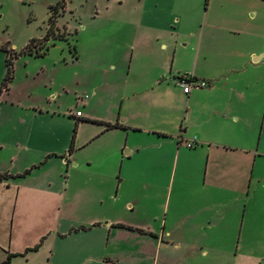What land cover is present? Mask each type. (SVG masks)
I'll return each mask as SVG.
<instances>
[{"label":"crops","instance_id":"1","mask_svg":"<svg viewBox=\"0 0 264 264\" xmlns=\"http://www.w3.org/2000/svg\"><path fill=\"white\" fill-rule=\"evenodd\" d=\"M93 1L91 18L115 31L79 40L74 50V63L89 64L81 66V115L71 116L77 132L15 131L14 161L23 151L36 155L0 167L7 174L0 179V264L8 257L7 264H134L156 252L161 264H229L230 251L221 249L231 248L232 213L241 231L248 201L256 200L251 187H264V10L249 16L264 0H205L212 15L194 31L191 0ZM234 2L241 11L230 16ZM66 5L57 32L68 31L59 23ZM102 39L120 41L106 65ZM183 74L208 85L186 94ZM42 84L43 98L22 121L63 119L60 104L44 106L69 93V81L57 89L52 79ZM93 144V158L75 160L77 146ZM161 175L170 179L168 196L157 192L166 189ZM164 210L172 221L160 227Z\"/></svg>","mask_w":264,"mask_h":264},{"label":"rangeland","instance_id":"2","mask_svg":"<svg viewBox=\"0 0 264 264\" xmlns=\"http://www.w3.org/2000/svg\"><path fill=\"white\" fill-rule=\"evenodd\" d=\"M57 1L59 0H0V167H13L14 163L21 165V162L28 157V154L30 156L36 155L34 152L27 154L23 151L19 155L18 160L14 161L12 155L17 151V147L19 146L17 143H20L13 138L15 131H27L30 129L39 131L61 130L70 133L71 136L75 134V131L77 132L74 124L75 119L71 116L76 112L81 97L85 95L87 84L84 81L85 70L83 68L89 64L88 62H82L81 65L77 62L74 63V50L77 46L80 48L79 40L82 42L83 39L86 44L87 40L85 39H88V36L96 35L98 32L99 34L106 33L110 35L111 32L115 31L110 23L104 24L102 17L91 18L93 0H66V13L60 17L59 23L61 25L63 23L64 25H68V31L66 33H64L65 30L58 31L59 33H63L66 39L50 37L46 42L48 49L44 56L22 53L23 48L32 39L42 38L45 35L49 13L52 11L48 9L47 3ZM191 3L193 6V16L196 18L195 24L192 25L194 31L204 22V19L212 15V7L208 11L209 2L205 4V0H191ZM238 6L236 2L230 4L226 13H229L230 16H236V12L238 10L241 11ZM254 9L260 13L261 9L264 10V4L262 6H252V9L249 11L251 18H256ZM60 13L63 14L62 11ZM83 25H86L84 31ZM185 27L183 26V28ZM120 30L125 31L122 27L118 28L117 31ZM102 40L100 42L102 45L99 48L103 50V62L105 64L111 57L110 53L116 51L119 47L120 41ZM38 44L34 42L32 50L38 48ZM82 52L85 53L84 51ZM7 74L10 77L6 80ZM43 79L44 81L52 79L55 82V89L58 88L57 84L62 80L69 81V93H63L59 97L61 100H57L53 105L44 106V109L57 111L58 104H60V112L65 115L63 119L60 118L49 125L32 122L29 120L31 116H28L27 121L24 122L20 116L24 117L33 112L30 109L31 103L38 97L43 98ZM80 106V110L83 109L82 105ZM21 145L24 144L21 143ZM43 145H46V141L40 140L38 146ZM77 147L73 155L75 160L79 161H84L89 156L93 158L97 151V147H94V144L87 150L80 148V146ZM262 160V172L264 174V159ZM161 176L163 180L161 185H166V189L162 187L157 192L168 196L171 191L170 179H167L168 176L165 179H163L164 175ZM174 191L175 188L173 189ZM250 192L256 194V200H254V197L251 199V196L250 199L252 201L250 204L248 201L249 206L242 230L240 231V228L235 227V215L232 213L230 220L231 229L228 234L229 239H226V241L231 243V248L225 247V249H221V251H230L231 261L229 264H251L254 263L253 259H256V255H261L262 258L256 259L254 264H264V239L263 244H258V247H256V242L262 240L260 234L263 231L261 230H264L260 224L261 220L264 221V201L260 200L261 196L264 197V187H259L257 190L253 186ZM158 215L161 222L160 227H162L165 219L167 222L172 221L171 210L169 213L164 210L158 213ZM149 221L152 227L155 228L158 222L153 221L152 217H150ZM175 235L180 237L182 233ZM187 236L191 238L190 234H187ZM213 237L216 241L218 239L221 240L219 233H215ZM237 242L239 243L237 244ZM221 262L222 260L218 258L213 264H223ZM134 264H161V256L159 258L158 252H156L150 261L141 259L136 260Z\"/></svg>","mask_w":264,"mask_h":264},{"label":"trees","instance_id":"3","mask_svg":"<svg viewBox=\"0 0 264 264\" xmlns=\"http://www.w3.org/2000/svg\"><path fill=\"white\" fill-rule=\"evenodd\" d=\"M64 6V0L57 2L55 5H51L49 7L51 13L48 18V25L45 35L42 38H36L32 39L21 51L22 53H28V54H34L36 56H41L43 53L48 49L46 42L49 40L50 37L59 38V39H66L65 35L63 33H59L56 30V17L59 13V9H61ZM39 43L38 48L35 50H32L33 43ZM9 64V61H8ZM9 74H7L6 80L9 79ZM5 83V82H4ZM3 83V84H4ZM110 127H115L117 125H109ZM29 171V170H28ZM26 171V173L28 172ZM7 176V174H0V179L2 177ZM10 257L4 262V264H7L9 262Z\"/></svg>","mask_w":264,"mask_h":264},{"label":"built area","instance_id":"4","mask_svg":"<svg viewBox=\"0 0 264 264\" xmlns=\"http://www.w3.org/2000/svg\"><path fill=\"white\" fill-rule=\"evenodd\" d=\"M178 84L183 88V91L188 94L193 88H205L208 83L205 80H198L195 79L192 75L189 74H183L178 77ZM81 115L80 111H76L74 113L75 117H78ZM195 139L191 142H187L186 146L188 148H192L195 146Z\"/></svg>","mask_w":264,"mask_h":264}]
</instances>
